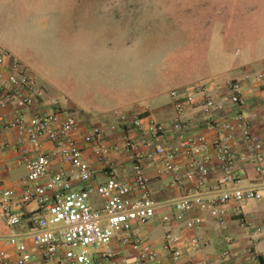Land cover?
<instances>
[{"label":"crops","instance_id":"crops-1","mask_svg":"<svg viewBox=\"0 0 264 264\" xmlns=\"http://www.w3.org/2000/svg\"><path fill=\"white\" fill-rule=\"evenodd\" d=\"M6 1L0 0V46L29 68L34 89L41 94L35 104L37 109L62 108L79 118L77 139L86 126L100 124L104 129L103 141L121 142L125 131L120 128L109 131L107 125L112 118L104 116L115 108L138 113L144 122L152 118L170 123L175 109L169 91L199 80H210V93L223 99L231 113L233 109L228 105L226 82L236 79L241 83L245 99V104L239 109L250 120L252 130L259 134L264 152V82L257 77L264 68V0L254 6L257 9L254 18L249 21L248 32H244L235 51L222 40L214 50L211 49L213 54L209 59L203 62L195 59L200 45L184 48L181 43L168 54L159 50L156 59L149 48L161 37L153 33L150 25L157 13L135 11L133 0H114L112 5H108L110 10L102 11L100 17L104 23L100 18L99 25L95 21L90 22L95 15L84 9L82 2L85 0H42L41 7L35 0ZM161 13L166 22L171 23L168 14L163 10ZM209 23L206 22V26ZM177 32L182 33L183 29L178 28ZM207 49L206 46L201 51ZM201 102L198 97L188 107L182 116L181 129L175 138H165L167 144L189 132H200L209 137L215 135L213 129L205 126ZM14 112L11 105L0 108V181L5 187L14 189L17 202L27 183L26 169L17 163L20 151L17 149L16 131L3 126V120ZM217 116V112L212 113L213 118ZM130 133L134 134L136 130ZM49 145V141H43L44 148ZM233 150L241 183L259 184L260 175L249 161L238 134L233 141ZM83 157L93 170L89 180L92 186L111 173L119 179L133 181L131 161L122 151L110 152L99 159L87 146ZM185 160L184 156L180 158L183 163ZM52 167L68 169L69 166L57 162ZM154 168V163L145 165L150 195L160 203L179 196L181 189L173 182L172 176L156 174ZM219 178L218 164L212 160L209 186L218 187ZM84 185L82 181L72 183L74 189ZM90 201L94 207H99L103 199L93 192ZM242 210L250 224L241 222L233 211V203L229 202L225 225L222 226L207 212L194 208L189 215H201L203 223L198 228L189 229L182 222L163 224L160 216L174 213L175 209L161 205L150 222L144 225L133 223V231L141 233L159 249V262L153 264H171L168 254L160 249L162 235L168 228L181 232L183 236V264H264V229L255 231V227L264 226V200H249ZM15 212L22 218L21 223L14 227L15 231L24 236L30 248H34L27 233L33 229L35 214L39 212L36 203H17ZM10 232L11 227L1 217L0 210V250L13 257L14 248L6 242ZM196 233L203 236L205 243L199 249H192L187 239ZM118 236L117 233L110 246L117 256L127 257L124 264H133L135 252L121 245ZM224 250L228 251L225 256L222 255ZM58 254L62 256V251L59 250ZM98 263L97 259L93 262Z\"/></svg>","mask_w":264,"mask_h":264},{"label":"built area","instance_id":"built-area-1","mask_svg":"<svg viewBox=\"0 0 264 264\" xmlns=\"http://www.w3.org/2000/svg\"><path fill=\"white\" fill-rule=\"evenodd\" d=\"M3 67V68H2ZM5 68V69H4ZM264 82V68L257 73ZM210 80H199L191 84L172 88L175 116L171 122H160L152 118L143 121L138 113L115 108L104 114L111 117L109 131L122 129L121 142L102 140L104 129L100 124L86 126L80 139L75 134L80 128L79 118L66 109L41 110L35 107L40 92L34 89L29 68L20 60L12 58L10 52L0 46V108L11 105L14 114L3 120L5 128L17 133V163L26 169V185L20 197L15 199L14 189L5 187L0 181L1 217L11 227L6 236L15 251L10 257L0 250V264H124L127 257L117 256L110 246L118 233L121 245L135 252L133 264L159 262V249L145 236L133 231V223L144 225L153 220L161 205H170L174 213H165L160 221L168 225L182 222L189 229L203 223L201 215H189L197 208L216 218L224 226L228 203L242 223L247 222L243 205L249 200H264V152L259 134L252 130L247 116L239 108L245 104L240 81L226 82L229 113L226 102L209 91ZM200 97L205 126L215 131L213 137L200 132H189L172 143L165 138H175L182 126V116L189 106ZM218 116L213 118L212 113ZM136 130V133H130ZM246 155L260 175L259 184H242L236 166L233 141L236 135ZM50 142L44 148L43 141ZM87 146L97 158L110 152H124L131 161L133 181L119 179L111 173L105 180L92 186L89 180L93 170L83 157ZM184 156L185 162L180 158ZM215 160L220 173L219 185L208 184L210 164ZM63 162L68 169H53V164ZM154 163L156 174H170L181 194L172 200L160 203L150 195L146 163ZM82 181L85 185L74 189L72 183ZM102 197L99 207L90 201L91 193ZM35 202L39 212L34 217V227L27 233L34 248H30L24 236L14 227L21 223V215L15 205ZM264 226L255 227L261 232ZM230 241V237L226 236ZM181 232L166 229L162 235L160 249L170 257L171 264H183ZM205 240L200 234H192L187 244L199 249ZM59 250L62 251L60 256ZM224 250L222 255H227ZM256 264H259L258 262Z\"/></svg>","mask_w":264,"mask_h":264},{"label":"rangeland","instance_id":"rangeland-1","mask_svg":"<svg viewBox=\"0 0 264 264\" xmlns=\"http://www.w3.org/2000/svg\"><path fill=\"white\" fill-rule=\"evenodd\" d=\"M10 1L7 0L6 2ZM35 1L41 4L39 7L43 6L42 0ZM259 1L133 0L131 3L135 11L143 10L144 12L157 13L156 18L151 19L153 22L150 25L154 30L153 33L159 34L161 37L149 48L155 54L156 59L159 50L168 54L172 48L181 43V45H185L184 48L200 45L197 47L199 52L195 59L203 62L209 59L210 55L213 54L211 49H215V46L222 40L228 44L230 49H233V52L235 51L244 32H248L249 21L252 22L257 10L254 9V6L256 3L259 4ZM113 2L114 0H85L82 5L89 14L95 15L94 20L91 18L90 22L95 21L99 25L102 11L110 10L108 5H112ZM162 10L168 14L171 23H167L166 19L163 18ZM208 21L210 23L206 26ZM101 23H104L102 18ZM142 23L146 24L144 20ZM178 28L183 29V32H177ZM206 46L209 50L201 51ZM153 53H151V57H154Z\"/></svg>","mask_w":264,"mask_h":264}]
</instances>
